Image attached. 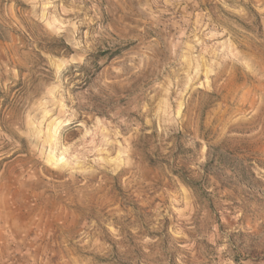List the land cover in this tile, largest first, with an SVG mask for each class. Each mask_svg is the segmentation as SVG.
<instances>
[{
	"label": "rangeland",
	"instance_id": "1",
	"mask_svg": "<svg viewBox=\"0 0 264 264\" xmlns=\"http://www.w3.org/2000/svg\"><path fill=\"white\" fill-rule=\"evenodd\" d=\"M0 264H264V0H0Z\"/></svg>",
	"mask_w": 264,
	"mask_h": 264
}]
</instances>
